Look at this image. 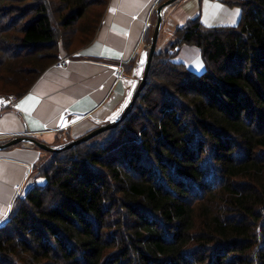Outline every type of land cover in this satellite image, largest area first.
Returning <instances> with one entry per match:
<instances>
[{
  "label": "trees",
  "instance_id": "obj_1",
  "mask_svg": "<svg viewBox=\"0 0 264 264\" xmlns=\"http://www.w3.org/2000/svg\"><path fill=\"white\" fill-rule=\"evenodd\" d=\"M107 1L0 0V95L87 44ZM220 1L235 25L175 26L115 126L44 152V182L0 225V264H264V0ZM182 44L202 72L174 60Z\"/></svg>",
  "mask_w": 264,
  "mask_h": 264
},
{
  "label": "crops",
  "instance_id": "obj_2",
  "mask_svg": "<svg viewBox=\"0 0 264 264\" xmlns=\"http://www.w3.org/2000/svg\"><path fill=\"white\" fill-rule=\"evenodd\" d=\"M158 1L108 0L93 38L71 53L62 52L64 61L46 67L26 92L0 110V143L23 135L60 146L118 116L142 76L144 33ZM196 15L206 26L235 25L240 7L220 0H174L163 8L156 47L171 39L175 26ZM174 60L194 73L204 70L193 44H182ZM44 152L30 141L0 149V221L17 196L44 182L33 169Z\"/></svg>",
  "mask_w": 264,
  "mask_h": 264
},
{
  "label": "water",
  "instance_id": "obj_3",
  "mask_svg": "<svg viewBox=\"0 0 264 264\" xmlns=\"http://www.w3.org/2000/svg\"><path fill=\"white\" fill-rule=\"evenodd\" d=\"M173 1L174 0H164L155 9L156 19H155L153 29H152V32L150 35V43H149L146 58H145L142 76L140 77L138 84H137V87H136L134 93L132 94L130 100L123 107L122 111L119 113L118 116L110 119L109 121H107L104 124H101V125L93 128V129H91L90 131L86 132L85 134H83L77 138H73V139L69 140L68 142H66L60 146L49 145V144H46L42 141L37 140L36 138L19 135V136L12 137V138L0 143V149H3L9 145L16 144V143L21 142V141H30V142L34 143L36 146H38L40 149H43L45 151H50V152H57L63 148H68V147H71V146L81 142V141L87 140L90 137H92L94 134H96V133H98L104 129H108V128L115 126L130 110V108L134 102V99L138 95L140 89L145 84L146 75H147V71H148V68L150 65L152 54L155 51L156 44H157L158 33H159V29H160L161 22H162L163 8Z\"/></svg>",
  "mask_w": 264,
  "mask_h": 264
},
{
  "label": "built area",
  "instance_id": "obj_4",
  "mask_svg": "<svg viewBox=\"0 0 264 264\" xmlns=\"http://www.w3.org/2000/svg\"><path fill=\"white\" fill-rule=\"evenodd\" d=\"M66 58V56H63V57H59V59L57 60V63H61L62 61H64ZM117 77L118 78H122L123 77V74L121 72L117 73ZM15 97L14 96H10L6 99H2L0 100V110H2L4 107L8 106V104L12 103V99H14ZM3 101V102H2ZM6 222V219H2L0 221V225L1 224H5Z\"/></svg>",
  "mask_w": 264,
  "mask_h": 264
},
{
  "label": "snow or ice",
  "instance_id": "obj_5",
  "mask_svg": "<svg viewBox=\"0 0 264 264\" xmlns=\"http://www.w3.org/2000/svg\"><path fill=\"white\" fill-rule=\"evenodd\" d=\"M210 7H213V8H218L219 6L218 5H211ZM26 99H28V100H31L32 99V97L31 96H29L28 98H26ZM23 103V102H22ZM18 107H19V105H18Z\"/></svg>",
  "mask_w": 264,
  "mask_h": 264
},
{
  "label": "rangeland",
  "instance_id": "obj_6",
  "mask_svg": "<svg viewBox=\"0 0 264 264\" xmlns=\"http://www.w3.org/2000/svg\"><path fill=\"white\" fill-rule=\"evenodd\" d=\"M10 96H12V95H8V96H4V95H0V100H2V99H6V98H8V97H10ZM3 102V101H2Z\"/></svg>",
  "mask_w": 264,
  "mask_h": 264
}]
</instances>
